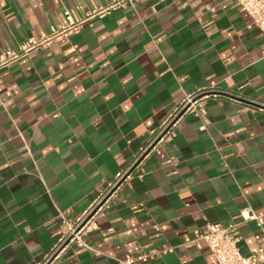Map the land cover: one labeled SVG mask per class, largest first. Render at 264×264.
Masks as SVG:
<instances>
[{
    "label": "crops",
    "instance_id": "0c3cea01",
    "mask_svg": "<svg viewBox=\"0 0 264 264\" xmlns=\"http://www.w3.org/2000/svg\"><path fill=\"white\" fill-rule=\"evenodd\" d=\"M113 0H0V54ZM235 0H132L0 71V264H42L185 96L213 88L50 264H214L205 224H240L264 264V36ZM254 104V103H253ZM263 105V106H262ZM248 209L263 218L241 223Z\"/></svg>",
    "mask_w": 264,
    "mask_h": 264
},
{
    "label": "built area",
    "instance_id": "2783aa9c",
    "mask_svg": "<svg viewBox=\"0 0 264 264\" xmlns=\"http://www.w3.org/2000/svg\"><path fill=\"white\" fill-rule=\"evenodd\" d=\"M126 1L132 0H113L105 6H100L90 10L82 20L75 21L71 14L65 10L63 15L65 24L56 28L52 27L47 33H41L37 37L29 38L25 43L20 45L16 50L6 49L0 54V71L14 65L31 52L40 50L44 47H49L54 42H59L67 38V36L77 30L84 22L92 18H103L110 14L111 11L124 4ZM241 9L246 13L249 22L248 28L258 31L264 36V0H235ZM226 98L232 102H249L251 105H261L251 100H246L236 95L227 92L215 90L213 88L199 90L198 92L187 95L181 103L173 109L168 120L159 129L157 134L145 146L139 149L130 165L119 172L114 181L109 185L105 193L98 196L92 206L79 215L71 224H67L66 233L59 239L58 244L52 249L50 254L45 258L42 264H50L57 259L64 249L69 245H76L82 248L89 249L97 255L102 254L98 249L89 246L84 241V236L97 226V217L107 208L108 194L123 182L128 180L133 171L139 166L141 160L153 149L163 143L165 137L170 130L174 128L181 120V118L188 113H193L197 116L203 117V110L200 107L202 100L207 98ZM254 103V104H253ZM263 106V105H262ZM146 154V155H145ZM134 167L132 172L131 169ZM122 181V183H120ZM241 223L255 222L259 230L262 231L263 218L257 216L248 209H243L239 213ZM240 224L231 223L227 227H221L218 224L207 223L199 234L198 238L203 240L207 245L208 250L214 258V264H257V256L263 250L259 249L257 253L250 257H244L240 254L237 244L239 236L235 231ZM142 258L126 257L124 259L116 260L118 264H140ZM52 260V261H51ZM49 261H51L49 263Z\"/></svg>",
    "mask_w": 264,
    "mask_h": 264
},
{
    "label": "water",
    "instance_id": "95a60500",
    "mask_svg": "<svg viewBox=\"0 0 264 264\" xmlns=\"http://www.w3.org/2000/svg\"><path fill=\"white\" fill-rule=\"evenodd\" d=\"M146 155V154H145ZM134 170V167L131 169V171L130 172H132ZM120 183H122V181L120 182ZM52 261V260H51ZM51 261H49V263L51 262Z\"/></svg>",
    "mask_w": 264,
    "mask_h": 264
}]
</instances>
